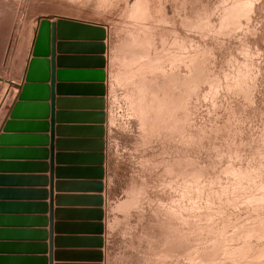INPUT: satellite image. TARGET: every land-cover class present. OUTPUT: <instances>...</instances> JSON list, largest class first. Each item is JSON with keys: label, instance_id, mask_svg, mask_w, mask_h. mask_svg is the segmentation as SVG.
I'll use <instances>...</instances> for the list:
<instances>
[{"label": "rangeland", "instance_id": "rangeland-1", "mask_svg": "<svg viewBox=\"0 0 264 264\" xmlns=\"http://www.w3.org/2000/svg\"><path fill=\"white\" fill-rule=\"evenodd\" d=\"M52 24L95 262L264 264V0H0V95L32 60L47 93Z\"/></svg>", "mask_w": 264, "mask_h": 264}, {"label": "crops", "instance_id": "crops-1", "mask_svg": "<svg viewBox=\"0 0 264 264\" xmlns=\"http://www.w3.org/2000/svg\"><path fill=\"white\" fill-rule=\"evenodd\" d=\"M24 72L19 81L12 82L23 86ZM60 84L68 85L64 91L69 93H60ZM77 84L72 79L61 83L56 77L53 143L50 83L47 94L36 90L33 98L24 102L28 106L20 110L16 120L10 118V111L20 103V92L8 88L5 97L0 95V135L17 137L6 145L8 155L3 161L10 182L5 186L8 195L0 200V217L4 218L0 224V264H99L93 258L99 250L92 241L99 237L79 227L89 220L77 218L78 210L90 211L91 207L78 209L69 200L75 194L70 184L88 181L86 172L75 171L81 166L69 154L80 149L82 156L90 155L86 146H74L75 128L85 126V119H79L78 114L90 111L96 98L85 88L77 89ZM88 84L92 83H81ZM9 123L11 128H7Z\"/></svg>", "mask_w": 264, "mask_h": 264}, {"label": "water", "instance_id": "water-1", "mask_svg": "<svg viewBox=\"0 0 264 264\" xmlns=\"http://www.w3.org/2000/svg\"><path fill=\"white\" fill-rule=\"evenodd\" d=\"M51 36H48L46 40L47 42V50L46 51H40L39 46H38V42L36 45V49H34V57H39V55H41V53H45V55H50L51 56V63L50 65L47 66V69L44 70V72L49 71L50 73V82H51V98H50V103H51V141L53 143V139H54V116H55V92H56V25L52 24V29H51ZM40 39V37H39ZM39 41V40H38ZM42 41V39H40L39 43ZM40 62L38 60H32L29 63V67L27 70V75H26V82L27 84L20 86L15 84L14 82H6L8 83L10 86L17 88L21 94L19 96V101L20 103L15 104L14 107L12 108V110L10 111V118L12 120H16L20 117V110H22V108L28 106V105H24V102L31 99L33 96V93L36 92V90H40V89H44V88H37L36 86H34L35 82H41L42 77H40L38 75V64ZM49 76V74L46 75V78ZM45 90V89H44ZM47 94V93H46ZM12 124H8L7 128H11ZM5 132V131H4ZM17 137H8L7 134H2L0 135V200H3L6 198V196L8 195V191L5 189V186L10 182V179L8 177L5 176V172L8 169V166L6 165L5 162H3L5 160L6 155H8L7 150L5 149L6 145H8V143L10 142V140H14ZM51 153H53L52 150V146H51ZM53 158V157H52ZM0 208L2 209L3 206L1 205ZM4 218L0 217V224H2Z\"/></svg>", "mask_w": 264, "mask_h": 264}]
</instances>
